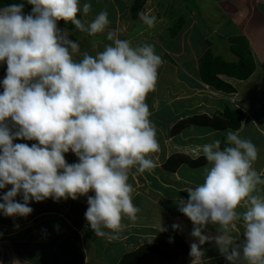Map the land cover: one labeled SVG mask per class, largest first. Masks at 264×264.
Segmentation results:
<instances>
[{"label":"clouds","instance_id":"obj_1","mask_svg":"<svg viewBox=\"0 0 264 264\" xmlns=\"http://www.w3.org/2000/svg\"><path fill=\"white\" fill-rule=\"evenodd\" d=\"M0 9V62H6V77L0 94V189L11 185L0 199L5 216H27L30 200L52 198L76 200L88 196L85 218L97 236L103 229L118 233L122 218L135 221L140 209L132 202L129 174H141L155 167L152 154L159 151L156 128L150 120L147 95L155 90L158 68L163 63L154 45L136 47L109 32L112 44L95 56L83 53L74 60L79 44L57 27L58 21L71 22L90 35L101 33L109 24L101 11L87 26L77 18L79 0H27ZM87 15L91 4L84 3ZM149 28L156 18L141 15ZM17 127L12 133L6 121ZM22 138L38 141L13 144ZM227 143L202 146L210 167L204 168V182L188 188L187 201L179 211L192 223L191 235L203 244L202 229L218 224L222 233L216 243L225 259L235 264H264V196L253 195L264 184L253 168L256 146L242 139L238 131L227 132ZM71 151L79 162L68 164ZM22 194L23 203L15 201ZM243 207L240 214L236 211ZM244 222V242L235 245L229 235L236 222ZM175 228L176 225H173ZM163 231V229H160ZM193 264H202L203 252L191 244Z\"/></svg>","mask_w":264,"mask_h":264},{"label":"crops","instance_id":"obj_2","mask_svg":"<svg viewBox=\"0 0 264 264\" xmlns=\"http://www.w3.org/2000/svg\"><path fill=\"white\" fill-rule=\"evenodd\" d=\"M16 1L27 3V0ZM79 3L81 11L77 17L85 26L89 25L101 11H107L109 24L103 32L87 35V31L77 29L71 22L66 24L72 27H63L57 23V27L64 31L69 40L79 44L80 51L74 54V60H81L85 52L95 56L102 44L99 43L103 40L102 34L107 40V32H114L119 34L117 38L129 41L133 47L146 43L154 45L156 54L163 61L158 68L155 90L146 98L151 112L150 120L156 128L159 143V151L152 154L155 167L141 174L133 169L129 174L128 183L134 189L132 202L140 211L135 221L123 217L122 228L118 233L103 229L108 234L97 236L91 229L85 212L88 208V196L95 195L93 191H89L86 196H79L76 200L70 198L59 201L48 198L41 202L30 200L28 206L33 211L27 216H5L0 211V264L9 259L10 264H119L125 254L143 245L151 244L170 254L172 252L164 250L162 246L166 245L174 251L178 249L177 243L186 245V254L173 260H166L157 253H150L140 264H193V257L190 255V246L193 243H196L203 252L202 264H231L216 243V237L222 233L220 226L207 224L202 229V235L207 239L201 244L198 238L191 235L193 223L178 210L180 200L188 199L187 189L202 184L204 168L211 165L191 168L187 164H181L174 172L164 170L162 165L173 154L185 155L190 159L203 156L202 153L197 155L184 153L186 149L182 146H187L192 141L216 136L217 140L227 142L229 130L218 131L201 126H191L174 136L170 135V129L176 122L191 117L183 118L178 115L181 107L184 105L201 107L203 111L197 115L204 114L208 117L229 107L242 113L240 128L237 131L242 139L250 140L256 146L258 156L253 168L261 174V179H264V0H197V5L190 0L188 3L177 0L176 4L182 6L185 13L182 12L176 20L181 19L183 24L174 36L173 27L165 22L168 20L165 18L170 16L171 9L167 8V5L171 4L172 0H147L144 10L135 20L131 19L129 13L132 0H79ZM84 3L91 4V11L87 15L82 11ZM159 6L164 8L158 9ZM2 8L5 7H0ZM190 8L195 12H191ZM31 11L30 9L29 12ZM141 15L154 16L155 26L149 28L142 21ZM207 20L213 23L223 22V25L210 30L204 26ZM137 21L144 24L143 29L133 33ZM125 25L127 30L123 29ZM235 36L246 39L255 68L245 80L218 75L219 79L234 89V93L224 94L200 81L198 58L209 51L214 57L222 60L229 62L235 60V55L230 53L228 41L230 37ZM91 37L95 38L93 40L95 42L88 40ZM94 44L99 46L97 50L92 48ZM178 45L181 53L178 51ZM185 47L189 48L188 51L184 50ZM104 48L100 50L103 51ZM217 49H222L221 55L213 53V50ZM196 50L198 53L195 58ZM178 53L179 68L171 62ZM163 54L171 60L167 62ZM181 54L184 56L180 57ZM1 66L7 70L6 62H0ZM188 82H194L196 85L190 88ZM6 123L12 133L18 130L10 118ZM194 127L202 128L204 131H195ZM192 130L193 132H189ZM180 135L181 146L172 148L173 141ZM18 143L31 147L38 141L22 138L13 140L14 145ZM64 156L70 165L79 162L78 157L71 151ZM11 187L6 185L4 189H0V197ZM253 195L264 196V184L257 185ZM14 199L23 203L22 194H18ZM0 203H3L2 199ZM236 211L242 214L245 209L238 207ZM244 231V222L241 218L236 222V228L229 230L235 245L243 244ZM235 264H248L243 259L242 251L241 258Z\"/></svg>","mask_w":264,"mask_h":264},{"label":"trees","instance_id":"obj_3","mask_svg":"<svg viewBox=\"0 0 264 264\" xmlns=\"http://www.w3.org/2000/svg\"><path fill=\"white\" fill-rule=\"evenodd\" d=\"M11 1L15 4H23L22 11L28 10L26 12L27 14L30 13V9L32 10V5L28 2L21 3L16 0ZM146 1L147 0H132V4L129 8L131 19L135 20L139 16V13L143 11ZM9 5H11L10 0H0V7H7ZM58 23H60L63 27H72L71 25L66 24L63 20L58 21ZM182 24L183 21L181 19L176 22L174 28L172 29L173 36L178 32ZM229 44L230 53L235 55V60L230 62L222 60L219 57H214L209 51H206L198 60V77L200 81L204 85L224 94L234 93V89L229 84L219 79L218 75H225L236 80H245L253 73L255 68L252 54L244 37H230ZM241 119L242 113L240 110L225 107L222 112L211 117L204 114L195 115L176 122L170 129V135L174 136L185 128L191 126L209 127L218 131H237L240 128ZM230 146L232 145L228 144L225 140H221V150ZM181 164H187L191 168H199L207 165L208 162L204 156L196 159H190L185 155L173 154L167 158L162 165V168L168 172H174ZM177 247L178 249H175L173 253L167 254L156 246L146 244L130 253L125 254L121 258L119 264H140L150 253H157L166 260H173L180 255L186 254L187 248L184 243H177L176 248Z\"/></svg>","mask_w":264,"mask_h":264},{"label":"rangeland","instance_id":"obj_4","mask_svg":"<svg viewBox=\"0 0 264 264\" xmlns=\"http://www.w3.org/2000/svg\"><path fill=\"white\" fill-rule=\"evenodd\" d=\"M177 1V0H176ZM176 1L175 0H172V3L171 4H169V5H167V8H170L171 7V9H170V16L169 17H166L165 19H168V20H165V22L166 23H168L169 25H171L173 28H174V24L177 22L176 20H177V18H178V16H180V14L182 13V12H184L185 10H184V8H182V6H179V4L177 5L176 4ZM179 1H182V0H179ZM183 1H185V3H188V0H183ZM190 1H192V3H195L196 5H197V0H190ZM10 2H11V5L12 4H15V3H13L11 0H10ZM18 2H20V1H18ZM22 3V2H21ZM204 3H207V2H204ZM145 5H147V3H145ZM145 5H144V7H143V10H144V8H145ZM97 6H95V8H96ZM162 6H159L158 7V9H160ZM162 8H164V7H162ZM23 10V9H22ZM190 11L192 12V11H194V10H192L191 8H190ZM159 12H160V10H159ZM195 12V11H194ZM23 13H26V11H23ZM156 13H157V10H156ZM185 13V12H184ZM187 13H189V12H187ZM202 19V18H201ZM138 24V25H137ZM167 24V25H168ZM135 25L137 26V27H135V29L133 30V33H136V32H138L140 29H143V25L144 24H140L138 21L135 23ZM223 25V22H212L211 20H207L205 23H204V26H206V27H209L210 28V30H211V28L212 29H215V28H220L221 26ZM142 26V27H141ZM123 29H125V30H127V26L125 25V27H123ZM171 30V29H170ZM169 30V31H170ZM107 33H109V32H107ZM87 35H89V33L87 32L86 33ZM96 36V35H95ZM117 36H119V34H117L116 33V38H117ZM95 38H89L88 40L89 41H92V42H95V41H93ZM102 41H100L99 43H101L102 42V44H100L101 46L99 47V46H97L96 44H94V45H92V48L93 49H96L97 50V48H98V52H100L101 50L100 49H102V48H104L107 44L108 45H110V44H112V41H110V40H106V38H104L103 37V34H102ZM152 39H154V38H152ZM229 41V40H228ZM140 42V41H139ZM178 51L180 52L181 51V49H180V46L178 45ZM188 47H185L184 48V50L185 51H188ZM181 53V52H180ZM180 53H178L177 54V56H174L175 58H172V60H171V58L169 59V60H171V62H173L174 64H175V66L176 67H180V61H179V59H178V55L180 54ZM197 53H198V51L196 50L195 51V53H194V57L196 58V56H197ZM213 53L216 55V54H218V55H221V53H222V49H217V50H213ZM164 55V54H163ZM165 56V55H164ZM181 56H184V55H180V57ZM203 56V54L199 57V58H201ZM198 58V59H199ZM165 59L166 60H168V58H167V56H165ZM169 60L167 61V62H169ZM6 69L3 67V66H1L0 67V78H1V80H3L5 77H6ZM178 72H180L179 70H178ZM185 79L187 80V76H185ZM189 79H191V77L189 76ZM1 80H0V82H1ZM192 80V79H191ZM188 85L190 86V88H191V86H193V85H196V83H194V82H188ZM3 93V86H2V84H0V94H2ZM203 99V101H205V99L204 98H202ZM208 100H206V102H207ZM201 111H203V109L201 108V107H197V106H192V105H188V106H186V105H184L183 107H181L180 109H179V113H177L178 115H181V116H183V118H185V117H192V116H194V115H197L199 112H201ZM174 119V118H173ZM183 120V119H182ZM193 130H195V131H197V130H199V132H201V131H204V129H202V128H193ZM193 130L192 131H189V132H193ZM183 135H185V132H184V134ZM183 139H184V137H183ZM181 135L180 136H178L174 141H173V144H172V148H176V147H180L181 145H180V143H181ZM221 140L222 139H219V141L221 142ZM214 141H217V138H216V136H214V137H210V138H206V139H204V140H196V141H192V142H190V143H188L187 144V146H182L183 147V149H186L185 151L186 152H184L185 154H189V155H197V154H200V153H202V151H201V149H202V146L203 145H205L206 143H209V142H214ZM187 142H189V140L187 141ZM172 150V149H171ZM163 247V249L164 250H166V251H168V252H172L173 253V251L171 250V249H169L166 245H163L162 246ZM3 264H10V259L9 260H6Z\"/></svg>","mask_w":264,"mask_h":264}]
</instances>
